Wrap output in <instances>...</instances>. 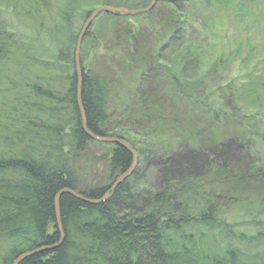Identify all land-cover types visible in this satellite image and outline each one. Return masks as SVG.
I'll list each match as a JSON object with an SVG mask.
<instances>
[{"label":"trees","instance_id":"1","mask_svg":"<svg viewBox=\"0 0 264 264\" xmlns=\"http://www.w3.org/2000/svg\"><path fill=\"white\" fill-rule=\"evenodd\" d=\"M151 2L0 0V264H15L24 254L61 242L55 200L64 190L93 201L109 198L91 205L62 195L64 241L20 264H264V232L235 234L217 207L218 192H223L237 209L264 215V192L252 197L245 187L257 177L260 164L240 174L236 164L231 166L238 153L249 154L253 138L264 146V130L195 144L189 158L179 157V145L195 143L202 133L198 114L235 123L236 104L264 108V79L231 84L225 94L215 91L218 99L209 104L194 81L205 76L204 67L195 64L209 58L203 54V39L188 37L193 21L190 11L181 9L185 0H157L152 12L134 22L103 14L99 21L112 24V48L102 61L89 60L95 29L86 34L79 90L75 52L91 13L99 7L138 11ZM6 12L34 35L21 38L6 28ZM143 20L156 38L139 29ZM48 53L51 59L44 57ZM152 72L166 84L170 97L163 103L142 96ZM126 84L136 85L139 103L132 117L144 133L140 137L127 128L109 131L112 96ZM88 133L128 143L138 153V167L151 152L141 138L159 144L168 163L159 188L147 196L138 193L137 168L112 193L132 167L133 156L121 146L96 142ZM95 144L106 153L107 174L99 184L90 160L98 157L92 152ZM206 147L214 150V157L204 153ZM210 173L215 174L212 181Z\"/></svg>","mask_w":264,"mask_h":264},{"label":"rangeland","instance_id":"2","mask_svg":"<svg viewBox=\"0 0 264 264\" xmlns=\"http://www.w3.org/2000/svg\"><path fill=\"white\" fill-rule=\"evenodd\" d=\"M145 1L136 0V4ZM180 1L183 2V0ZM191 1L189 3L185 0V3L181 4V9L186 12L190 11L192 17L191 22L193 21V23L188 31V37L193 40H197L198 37L202 38L204 42V57L209 58L195 64L204 67L203 71H205V76L199 81L194 80L200 86L198 92H202V96L209 100V104L214 103L212 101L213 99H218L214 95L215 91L217 92L219 90L225 94L226 91H229L226 90V87L231 84L239 87L259 80L260 78L264 79V0H231V3L228 5L224 0ZM149 6L150 4L147 7ZM192 12L194 13L191 14ZM99 18L89 29V31L95 29L94 40L91 44L92 47L90 46L91 55L89 60L95 59L96 57L101 59L112 48L113 40L109 36L112 30V24L107 21L101 22ZM137 18L131 17V22H134L133 19ZM4 21L6 28L21 38L34 35L31 30L18 25L9 12L4 14ZM143 22V26L139 29H145L147 33L148 31L150 32L151 29L149 28L148 21L143 20ZM155 29H158V27ZM152 33L151 31L150 35ZM153 36L156 38V35ZM173 49H168L167 51H170L167 54ZM50 53L44 57L51 59L52 57H49ZM221 58L225 60L223 64L218 63V60ZM218 64L222 65L218 66ZM158 75L155 72L151 73L152 80L148 79V82L142 85L143 91L141 93L145 98H157L159 102L163 103L170 96L167 97V92H165L166 84L162 76L160 75L161 77L158 78ZM117 91L112 96L110 104V133L117 134L127 128L134 136H143L144 133L141 132L138 124L134 122V118L132 117V113L134 110H137V103H139L135 98L136 85L126 84V86L120 87ZM238 105L236 104L235 123L226 122L223 119L219 120L217 117L212 118L205 114H198V118H200L201 124L203 125L202 133L197 136L195 143H179V153H181L179 157L182 159L189 158L191 155L190 148L195 146V144L205 146L208 141L219 142L221 140L220 138L233 136L235 132L240 131L246 132L248 137L250 135L253 136L259 131L262 132L264 130V108ZM182 108L184 109L186 107L183 105ZM228 112L233 113L234 111L230 109ZM240 121L244 122L243 125ZM224 122L226 126H224ZM147 133L145 131V134ZM141 139V143L146 145V147L149 148L151 146L149 148L151 152L147 163H143L140 167L137 165L136 182L138 183V193L147 196L153 190L159 188L162 182L163 170L168 163L165 158L167 157L166 153L160 148L159 144L157 145L153 140H149V138L144 139L142 137ZM167 140L170 141V138ZM171 140L175 143L177 141L174 137ZM98 145L95 144L92 147V152L96 151L94 153H97L98 157L90 159L92 164L96 166V168L93 167L95 169L93 179L95 182L98 180L97 184L102 183L107 174V164L104 161L106 153ZM251 145L248 151L249 154L238 153L235 156L236 162H231V166L236 164V168L238 169L236 172L240 174L246 172L249 168H253V165H256V163L260 164L258 165L260 170L258 171L257 177L253 176L254 178L249 183H245V187L248 190L246 194L255 197L264 192V146L255 138H253ZM203 151L207 155L214 157V150L211 148L206 147ZM214 178L215 174L212 173L208 179L212 181ZM218 195L220 199L217 200V207L221 219L227 222L229 229L235 234L256 236L258 233L264 232V215L260 217L257 215H248L234 206L232 198H225L223 192H218Z\"/></svg>","mask_w":264,"mask_h":264},{"label":"water","instance_id":"3","mask_svg":"<svg viewBox=\"0 0 264 264\" xmlns=\"http://www.w3.org/2000/svg\"><path fill=\"white\" fill-rule=\"evenodd\" d=\"M156 4H157V0H152V2H151L149 7L145 8V9H142V10H138V11H129V10H126V9H123V8L99 7L97 9H95L91 13L90 17L85 22V24H84V26L82 28V31H81V33L79 35L78 42H77V47H76V52H75L76 66H77L78 74H79V90L81 89V83H82V69H81V62H80V60H81V48H82L83 41H84V39L86 37V34L88 33L89 29L93 26L94 22L103 14H111V15H116V16L117 15H122V16L130 17V18L131 17L143 16V15H146V14L150 13L155 8ZM79 106H80V109H81L83 123H84V126L86 128V116H85V112H84L83 105H82V99H81L80 95H79ZM88 134L91 136V138H93L95 141H98L100 143H110V144H115V145L121 146V147L125 148L127 151H129L132 154V156H133L132 167L130 168V170L127 173H125L123 176H121L116 181V183L114 184V186H113V188L111 190V192L113 193L115 191V189L120 184L125 182L135 172V169H136V167L138 165V153L128 143H126V142H124V141H122L120 139H116V138H102V137L94 136L91 133H88ZM64 194L71 195V196L77 198L78 200H80L82 202H85L87 204H91V205H99V204L105 202L106 200H108V198H109V196H106L100 201H93V200L86 199L82 195H79V194H77L75 192H72L70 190H64V191L60 192L57 195L56 200H55V208H56V221H57V224H58V229L61 232V242L57 246H54V247H45V248H42V249H40V250H38L36 252L24 254L15 262V264H20L26 258H29V257H31L33 255H36V254H39V253H42V252L54 251L62 244V242L64 241V234L62 233V225H61L60 199H61V196L64 195Z\"/></svg>","mask_w":264,"mask_h":264}]
</instances>
